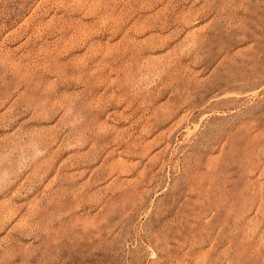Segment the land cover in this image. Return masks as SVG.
I'll return each mask as SVG.
<instances>
[{
	"label": "rangeland",
	"instance_id": "obj_1",
	"mask_svg": "<svg viewBox=\"0 0 264 264\" xmlns=\"http://www.w3.org/2000/svg\"><path fill=\"white\" fill-rule=\"evenodd\" d=\"M0 264H264V0H0Z\"/></svg>",
	"mask_w": 264,
	"mask_h": 264
}]
</instances>
